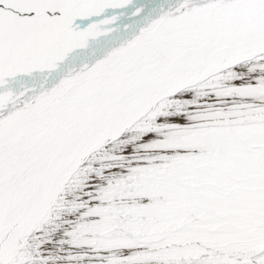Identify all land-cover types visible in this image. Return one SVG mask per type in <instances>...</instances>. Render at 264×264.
<instances>
[{
  "label": "snow or ice",
  "instance_id": "snow-or-ice-1",
  "mask_svg": "<svg viewBox=\"0 0 264 264\" xmlns=\"http://www.w3.org/2000/svg\"><path fill=\"white\" fill-rule=\"evenodd\" d=\"M0 264H264V0H0Z\"/></svg>",
  "mask_w": 264,
  "mask_h": 264
}]
</instances>
